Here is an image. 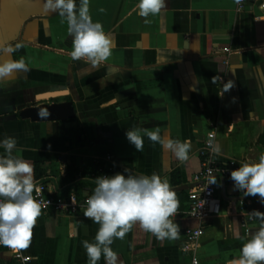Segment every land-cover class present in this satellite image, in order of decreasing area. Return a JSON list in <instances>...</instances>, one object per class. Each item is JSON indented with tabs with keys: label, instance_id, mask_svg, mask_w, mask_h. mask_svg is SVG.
Returning <instances> with one entry per match:
<instances>
[{
	"label": "crops",
	"instance_id": "obj_1",
	"mask_svg": "<svg viewBox=\"0 0 264 264\" xmlns=\"http://www.w3.org/2000/svg\"><path fill=\"white\" fill-rule=\"evenodd\" d=\"M245 1L237 11V0H166L145 23L136 14L138 0H89L92 22L102 24L114 44L109 59L90 69L71 59L68 25L45 12L43 0H0V45H22L10 56L0 54V63L21 57L26 63L0 77V139L17 140L13 155L33 164L36 186L80 187L86 196L99 177L93 169L110 170L109 176L127 169L134 176L156 174L176 192L184 212L174 218L178 238L161 242L133 226L111 245L118 264H192L193 257L198 264H231L258 229L248 214L264 213V206L233 190L230 178H215L219 217L200 222L185 214L211 123L216 161L257 163L264 152V0ZM228 81L233 87L223 92ZM42 104L59 116L24 117ZM133 128H160L170 139L189 140V159L177 161L146 137L136 152L125 137ZM84 209L72 217L39 216L30 246L16 249L31 260L20 263L0 249V264H88L82 241L94 243L99 225L85 219ZM197 228L203 235L195 255L182 253L185 232ZM98 264H105L103 256Z\"/></svg>",
	"mask_w": 264,
	"mask_h": 264
},
{
	"label": "clouds",
	"instance_id": "obj_2",
	"mask_svg": "<svg viewBox=\"0 0 264 264\" xmlns=\"http://www.w3.org/2000/svg\"><path fill=\"white\" fill-rule=\"evenodd\" d=\"M88 2L79 0L78 6L77 0H43L42 7L45 12L56 13L67 23L68 34L72 37L71 59L96 69L112 55L114 44L102 24L92 22ZM165 6L166 0H138L135 10L139 17L145 18V23H149L147 18L158 15ZM21 47V44L15 47L0 45V54L10 56ZM23 69H26L23 57L5 61L0 63V77ZM232 87V82L228 81L223 92ZM125 137L138 153L143 151L146 137L169 151L177 161L189 159L191 142L170 139L162 134L160 128H133L125 132ZM16 147L14 137L0 139V149H3L0 153V247L26 249L30 246L31 231L42 211L40 203L33 197V192L40 189L35 184L33 164L13 155ZM213 151L219 152L220 149L216 147ZM230 179L233 190L244 197H258L264 206V154L260 155L257 163H245L231 171ZM215 183L213 178L211 184ZM85 204L83 216L99 225L94 243L82 241L88 264H98L102 256L105 264H118V256L111 245L114 239L122 240L133 226L161 242L179 236V228L174 222L179 207L176 192L166 179L156 174L134 176L125 169L124 173L99 176ZM248 215L250 220L258 222V229L242 244L239 258L231 264H264V213L254 210ZM69 227L74 233L76 225Z\"/></svg>",
	"mask_w": 264,
	"mask_h": 264
},
{
	"label": "built area",
	"instance_id": "obj_3",
	"mask_svg": "<svg viewBox=\"0 0 264 264\" xmlns=\"http://www.w3.org/2000/svg\"><path fill=\"white\" fill-rule=\"evenodd\" d=\"M245 3V0H239L237 3V11L243 10ZM224 52L229 53L230 51L224 49ZM210 127L211 130L206 135L199 151L201 169L192 176V188L187 193V210L185 214L189 218L200 222L214 219L221 215V200L216 196L217 184H211L212 179L230 178V172L241 166L234 160L226 163L216 161L215 151H213L216 139L215 124L211 123ZM107 171L110 172V170L99 168L97 173L99 176H109ZM36 187L40 191H34L33 197L41 205L42 216H75L80 209L86 207L85 201L91 195L79 196L75 188L66 191H52L47 188L43 189L40 186ZM182 214L184 212L178 207L175 218L180 217ZM202 235L203 230L201 228L187 230L184 235V241L180 246V251L185 254L195 255L198 248V241ZM0 249H5L10 252L12 258L20 263H28L31 260L30 258L23 257L16 249L5 247H0ZM192 264H198L195 257L192 258Z\"/></svg>",
	"mask_w": 264,
	"mask_h": 264
},
{
	"label": "water",
	"instance_id": "obj_4",
	"mask_svg": "<svg viewBox=\"0 0 264 264\" xmlns=\"http://www.w3.org/2000/svg\"><path fill=\"white\" fill-rule=\"evenodd\" d=\"M57 108L62 111L65 109V105H57ZM53 106L48 104H42L36 107H32L30 109H26L24 112V117H27L31 120H51L56 118V115L52 113Z\"/></svg>",
	"mask_w": 264,
	"mask_h": 264
},
{
	"label": "trees",
	"instance_id": "obj_5",
	"mask_svg": "<svg viewBox=\"0 0 264 264\" xmlns=\"http://www.w3.org/2000/svg\"><path fill=\"white\" fill-rule=\"evenodd\" d=\"M92 173H97V170H96V169H93V170H92ZM93 189H94V188L91 189L90 194H92ZM76 191H77V194H78L79 196H81V188L79 187L78 190L76 189ZM11 255H12V254H11Z\"/></svg>",
	"mask_w": 264,
	"mask_h": 264
}]
</instances>
